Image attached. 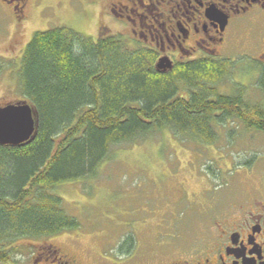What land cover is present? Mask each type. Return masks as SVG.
Listing matches in <instances>:
<instances>
[{
	"label": "trees",
	"instance_id": "1",
	"mask_svg": "<svg viewBox=\"0 0 264 264\" xmlns=\"http://www.w3.org/2000/svg\"><path fill=\"white\" fill-rule=\"evenodd\" d=\"M156 58L154 48L129 46L106 30L96 40L67 27L33 33L17 82L21 99L37 111L38 128L23 145H0V263H15L23 237L78 226L51 189L94 176L112 145L165 128L182 140L211 144L224 119L264 133V102L246 100L242 86L218 91L230 60L188 58L159 73ZM259 82L264 96V74ZM123 244L122 254L133 242Z\"/></svg>",
	"mask_w": 264,
	"mask_h": 264
},
{
	"label": "rangeland",
	"instance_id": "2",
	"mask_svg": "<svg viewBox=\"0 0 264 264\" xmlns=\"http://www.w3.org/2000/svg\"><path fill=\"white\" fill-rule=\"evenodd\" d=\"M109 1L28 0L18 19L13 7L17 0H0V106L21 99L17 70L35 31L67 27L96 40L106 30L129 46L135 44L127 21L109 9ZM246 37L242 29L240 48L246 47ZM231 54L224 49L217 57ZM259 78L255 67L241 58L217 88L231 94L243 87L246 100L263 103ZM215 127L218 136L211 144L182 140L165 128L134 143L112 145L94 176L51 189L78 226L19 239L21 254L14 264H44L37 252L50 245L83 264H120L131 256L130 250L120 251L127 249L123 241L128 238L138 264L156 255V243L167 235L190 243L203 238L216 213L228 204L264 194V133L230 119Z\"/></svg>",
	"mask_w": 264,
	"mask_h": 264
},
{
	"label": "flooded vegetation",
	"instance_id": "3",
	"mask_svg": "<svg viewBox=\"0 0 264 264\" xmlns=\"http://www.w3.org/2000/svg\"><path fill=\"white\" fill-rule=\"evenodd\" d=\"M27 4L28 0L13 4L18 19ZM108 7L127 21L136 42L157 51V58L166 56L174 64L217 57L227 49L232 54L225 59L232 68L243 58L259 76L264 74V0H110ZM242 29L247 45L240 48ZM166 237L156 243L160 248L156 255L138 264H264V194L228 204L198 241ZM130 252L120 264H137L133 247ZM37 258L44 264H83L53 245L39 247Z\"/></svg>",
	"mask_w": 264,
	"mask_h": 264
},
{
	"label": "water",
	"instance_id": "4",
	"mask_svg": "<svg viewBox=\"0 0 264 264\" xmlns=\"http://www.w3.org/2000/svg\"><path fill=\"white\" fill-rule=\"evenodd\" d=\"M155 70L166 73L173 62L160 56L154 63ZM38 128L37 111L23 99L0 106V145L20 146L32 140Z\"/></svg>",
	"mask_w": 264,
	"mask_h": 264
}]
</instances>
